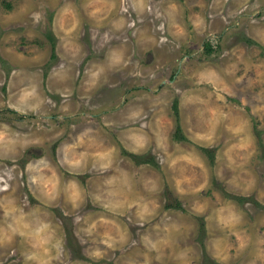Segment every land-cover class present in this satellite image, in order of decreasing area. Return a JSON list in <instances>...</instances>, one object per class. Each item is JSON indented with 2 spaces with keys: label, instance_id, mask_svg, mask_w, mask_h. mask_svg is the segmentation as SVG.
I'll return each mask as SVG.
<instances>
[{
  "label": "rangeland",
  "instance_id": "374dc122",
  "mask_svg": "<svg viewBox=\"0 0 264 264\" xmlns=\"http://www.w3.org/2000/svg\"><path fill=\"white\" fill-rule=\"evenodd\" d=\"M0 264H264V0H0Z\"/></svg>",
  "mask_w": 264,
  "mask_h": 264
},
{
  "label": "trees",
  "instance_id": "16d2710c",
  "mask_svg": "<svg viewBox=\"0 0 264 264\" xmlns=\"http://www.w3.org/2000/svg\"><path fill=\"white\" fill-rule=\"evenodd\" d=\"M204 46H205L204 47L205 51L207 53H209L211 51L210 44L206 43ZM173 108H174V111H175V117L177 119L178 113H177V104L176 103H174ZM175 139H184V137L181 134V128L179 126L178 120L176 121ZM203 151L208 155V157H210V160H212L213 156H212L211 150L209 148H203ZM133 156H136V155H133ZM173 206L174 207H179V204L176 203V205H173Z\"/></svg>",
  "mask_w": 264,
  "mask_h": 264
}]
</instances>
